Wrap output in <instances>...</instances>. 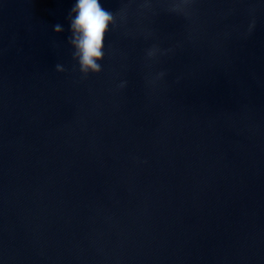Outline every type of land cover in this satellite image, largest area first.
<instances>
[{"label":"water","instance_id":"1","mask_svg":"<svg viewBox=\"0 0 264 264\" xmlns=\"http://www.w3.org/2000/svg\"><path fill=\"white\" fill-rule=\"evenodd\" d=\"M73 4L0 0V264H264V0H101L88 72Z\"/></svg>","mask_w":264,"mask_h":264},{"label":"clouds","instance_id":"2","mask_svg":"<svg viewBox=\"0 0 264 264\" xmlns=\"http://www.w3.org/2000/svg\"><path fill=\"white\" fill-rule=\"evenodd\" d=\"M112 21L113 14L102 6L101 0H74L69 13L70 43L81 71L100 70L98 61L104 58L105 38ZM54 31L59 33L63 28L57 24Z\"/></svg>","mask_w":264,"mask_h":264}]
</instances>
